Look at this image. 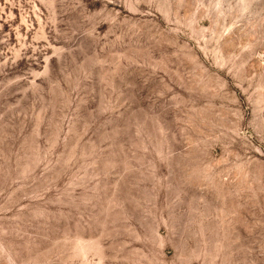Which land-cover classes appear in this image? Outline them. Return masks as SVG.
Returning a JSON list of instances; mask_svg holds the SVG:
<instances>
[{
	"label": "rangeland",
	"instance_id": "1",
	"mask_svg": "<svg viewBox=\"0 0 264 264\" xmlns=\"http://www.w3.org/2000/svg\"><path fill=\"white\" fill-rule=\"evenodd\" d=\"M0 264H264V0H0Z\"/></svg>",
	"mask_w": 264,
	"mask_h": 264
}]
</instances>
